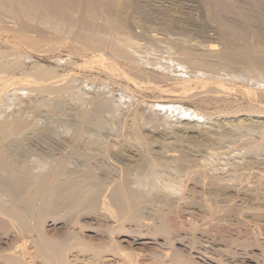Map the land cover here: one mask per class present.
Returning a JSON list of instances; mask_svg holds the SVG:
<instances>
[{"label": "bare ground", "instance_id": "6f19581e", "mask_svg": "<svg viewBox=\"0 0 264 264\" xmlns=\"http://www.w3.org/2000/svg\"><path fill=\"white\" fill-rule=\"evenodd\" d=\"M187 1L0 0V264H264V0Z\"/></svg>", "mask_w": 264, "mask_h": 264}, {"label": "rangeland", "instance_id": "374dc122", "mask_svg": "<svg viewBox=\"0 0 264 264\" xmlns=\"http://www.w3.org/2000/svg\"><path fill=\"white\" fill-rule=\"evenodd\" d=\"M190 1V0H189ZM189 1H187V2H189ZM191 3H192V5L194 4V3H196V2H193L192 0L190 1ZM197 4H199L198 6H196V4H195V6L197 7H195L194 5H193V8L192 9H190V12H191V14L190 15H196V16H192L193 18L194 17H196V18H198V19H202L203 18V15H204V7H202L201 6V4L200 3H198L197 2ZM199 7H201V9L199 8ZM195 9V10H194ZM202 10H203V12H202ZM199 11V12H198ZM199 14V15H198ZM200 16H202V17H200ZM152 21V24L154 23V21L155 20H150V22ZM138 29H136L135 31H137ZM193 36H194V34H192ZM200 37H203V36H198L197 35V39H199V40H204L205 41V39L207 38L206 36L205 37H203V39H201ZM4 38V37H3ZM9 40L11 39L10 37H7ZM207 40V39H206ZM215 41H218V39H215ZM55 43V42H54ZM67 46H66V45ZM65 44H62V45H60V43H57L56 45H51L52 46V48H48V46H45L46 48L45 49H50L49 51H44L45 49H42V48H44V46L42 45V47L40 48V47H38L37 48V50L39 51L40 49H42L41 50V52H37V51H35V49L33 50V48H30V46H27L26 47V45H24L23 44V46H25L24 48H23V46L21 47L20 46V48H21V50H23L24 49V52H26L27 53V55H28V57H26V58H28V59H26V60H24L25 62H23V66H24V69H23V67L20 69V70H14L13 72H15L14 74V76L15 77H20L21 76V73H23L24 72V70L26 71V72H28V73H30V71L29 70H31V69H33V66H35V65H31L32 63L33 64H37V65H41V67H47V68H51L52 70H53V72L54 73H58V74H61V73H65V72H74V73H76V75L78 74L79 75V77H78V75H77V79L79 80V86L81 85V86H83L84 85V83H85V81H91V80H94V79H97V78H100V79H108L104 74H102V72H99V67H100V65H98V63L96 64V63H93V62H91V60H92V58H91V55L89 54V53H86V51H85V53L84 54H75L74 56L71 54H69L68 52H69V47H68V44H69V42H68V44H67V42L65 43ZM65 45V46H64ZM54 46V47H53ZM56 46V47H55ZM61 46V47H60ZM62 46H64L65 48H62ZM28 47H29V50H27L28 49ZM23 48V49H22ZM27 48V49H26ZM40 48V49H39ZM61 48V49H60ZM68 48V49H67ZM30 49H32V51L30 50ZM66 49H67V51H66ZM53 50V51H52ZM28 51V52H27ZM29 51H30V53H29ZM43 51V52H42ZM50 52H52V53H50ZM88 52V51H87ZM37 53V54H36ZM38 53H40V54H38ZM32 54V55H31ZM68 54V55H67ZM30 55H31V57H30ZM79 55H80V57H79ZM88 55V56H87ZM70 56V61L71 62H69V60L67 59V57H69ZM82 56H86V57H82ZM31 58V59H30ZM58 59H60V60H58ZM64 59H66L64 62L63 61H61V60H64ZM88 60V61H87ZM27 61V62H26ZM61 61V62H60ZM84 61H85V63H84ZM86 61H87V63H88V65L87 66H85V64H87L86 63ZM83 62V63H82ZM61 63V64H60ZM71 63H74L73 65L71 64ZM89 63H92L93 64V68H92V64H89ZM26 64H27V66H26ZM67 64V65H66ZM70 64V65H69ZM31 65V66H30ZM69 65V66H68ZM78 65V66H77ZM91 65V66H90ZM98 65V66H97ZM26 66V67H25ZM80 66V67H79ZM90 66V67H89ZM96 66V67H95ZM89 67V68H88ZM77 68V69H76ZM82 68V69H81ZM90 69V70H89ZM91 69H93V70H91ZM119 69H121V68H119ZM28 70V71H27ZM55 70H56V72H55ZM85 71V72H84ZM91 71V72H90ZM25 72V73H26ZM31 72H32V70H31ZM98 72L100 73V76H99V74H98ZM90 74V75H89ZM102 74V75H101ZM211 74H213V78L212 79H210V80H218V79H222V78H225L224 77V74H222V72H220V73H211ZM17 75V76H16ZM104 75V76H103ZM98 76V77H97ZM87 77H88V79H87ZM92 78V79H89V78ZM81 79V80H80ZM84 81H83V80ZM227 79V78H226ZM122 80V79H121ZM82 81V82H81ZM95 81V80H94ZM114 81H116L115 83L116 84H118V85H125L126 84V82L124 81V80H122V81H120L119 79H114ZM120 82V83H119ZM227 82H229L228 80H227ZM233 84V90L236 92H234L233 90L231 91V94H230V97H232V98H230V100H235V99H238V100H244L243 99V93L240 91V93H239V90L240 89H238L239 87V85H240V82H235V83H231V85ZM129 87L131 88V89H134V87H132L131 86V84H129ZM164 87L166 88V89H171V87H170V85L169 86H166V85H164ZM189 89H191V91H193V92H195L196 90H195V88H191V87H188ZM139 93V92H138ZM155 93H157V92H151L150 93V91H143V93H141V94H143V97H145V98H147V99H154L155 98V96H157L156 94L154 95ZM140 94V93H139ZM140 94V95H141ZM169 94V96L171 95V93H168ZM167 94V95H168ZM195 95H193L192 97H191V100H189V101H183V103L188 107L189 106V108H195V104H194V102L193 101H201L200 100V98H201V96L202 95H199V94H196V92L194 93ZM138 95V94H137ZM163 95V94H162ZM167 95H163L164 97L165 96H167ZM242 95V96H241ZM169 96H167V97H169ZM154 97V98H153ZM170 97H175V96H170ZM245 98V97H244ZM208 99H205L204 100V102L205 103H208V101H207ZM186 102H187V104H186ZM211 102V103H210ZM209 102V104H208V106H210V107H208L209 108V110H211L212 109V107L214 106V102H213V100L212 101H210ZM213 103V104H212ZM193 105V106H192ZM212 105V106H211ZM154 137L156 138H158V136L157 135H154ZM223 160V159H222ZM78 162V161H77ZM84 221H89V222H91V223H95V221L93 222V221H91V220H89V219H86V218H84L83 219ZM61 226V223L60 224H58L57 225V227H60ZM128 227V224H125V228H127ZM149 245H151V244H149ZM254 247V246H253ZM252 249V250H251ZM250 249V251H252V253L253 254H257L259 251H258V249H256V247H254V248H251ZM237 251V250H236ZM239 251V250H238ZM256 261V260H255ZM259 261V260H258ZM256 262H254V261H251V260H245L244 261V263L243 264H255ZM259 264H261V263H259Z\"/></svg>", "mask_w": 264, "mask_h": 264}]
</instances>
